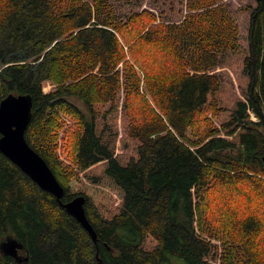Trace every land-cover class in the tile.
<instances>
[{
  "label": "trees",
  "instance_id": "trees-1",
  "mask_svg": "<svg viewBox=\"0 0 264 264\" xmlns=\"http://www.w3.org/2000/svg\"><path fill=\"white\" fill-rule=\"evenodd\" d=\"M11 94L64 195L0 152V264H264V0H0Z\"/></svg>",
  "mask_w": 264,
  "mask_h": 264
},
{
  "label": "water",
  "instance_id": "water-1",
  "mask_svg": "<svg viewBox=\"0 0 264 264\" xmlns=\"http://www.w3.org/2000/svg\"><path fill=\"white\" fill-rule=\"evenodd\" d=\"M33 99L30 95H9L0 103V152L27 175L40 189L52 194L57 200L64 195V188L57 180L47 162L26 140L27 130L32 122ZM85 197L79 196L64 205L89 233L94 242L97 233L85 210ZM2 252L20 260L23 246L7 238L0 246ZM28 259L27 257L25 258ZM101 264V262H99Z\"/></svg>",
  "mask_w": 264,
  "mask_h": 264
},
{
  "label": "rangeland",
  "instance_id": "rangeland-1",
  "mask_svg": "<svg viewBox=\"0 0 264 264\" xmlns=\"http://www.w3.org/2000/svg\"><path fill=\"white\" fill-rule=\"evenodd\" d=\"M242 2H245V1H242ZM165 9H167L165 6H164ZM69 100L75 104L85 115L86 117H89V113H88V110L86 108V106L84 105V103L80 100H77L76 98H69ZM253 121H258L255 117L252 119ZM259 129V128H258ZM262 134L264 135V129L260 128L259 129ZM239 189L244 193L246 194L245 190L243 189V187L241 185L238 186ZM237 196V195H236ZM238 198H241L240 196H237ZM262 238L264 239V235H262Z\"/></svg>",
  "mask_w": 264,
  "mask_h": 264
},
{
  "label": "built area",
  "instance_id": "built-area-1",
  "mask_svg": "<svg viewBox=\"0 0 264 264\" xmlns=\"http://www.w3.org/2000/svg\"><path fill=\"white\" fill-rule=\"evenodd\" d=\"M254 118V116L252 117V119Z\"/></svg>",
  "mask_w": 264,
  "mask_h": 264
}]
</instances>
